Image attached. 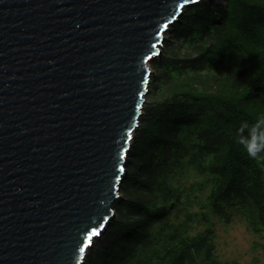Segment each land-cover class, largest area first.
I'll return each mask as SVG.
<instances>
[{"label":"water","instance_id":"95a60500","mask_svg":"<svg viewBox=\"0 0 264 264\" xmlns=\"http://www.w3.org/2000/svg\"><path fill=\"white\" fill-rule=\"evenodd\" d=\"M205 1L0 0V264H86L123 199L150 65Z\"/></svg>","mask_w":264,"mask_h":264},{"label":"trees","instance_id":"16d2710c","mask_svg":"<svg viewBox=\"0 0 264 264\" xmlns=\"http://www.w3.org/2000/svg\"><path fill=\"white\" fill-rule=\"evenodd\" d=\"M228 1V7L207 0L189 8L166 35L163 56L152 63L158 74L134 138L123 199L86 264H226L217 258L212 231L190 237L185 225L171 223L185 199L174 180L189 170L211 185L214 215L228 221L238 212L254 233L264 232V33L257 46L232 44L238 30L230 21L234 2L263 25L264 0ZM186 73L195 92L226 88L234 99L221 102L232 113L210 97L201 110L194 95L155 97L161 84ZM207 187L197 184L193 192Z\"/></svg>","mask_w":264,"mask_h":264},{"label":"rangeland","instance_id":"374dc122","mask_svg":"<svg viewBox=\"0 0 264 264\" xmlns=\"http://www.w3.org/2000/svg\"><path fill=\"white\" fill-rule=\"evenodd\" d=\"M212 1L226 7H228L231 2L228 0ZM237 4L234 2L231 3L230 21L238 30L231 43L257 46L258 33H260V35L261 33H264V22L262 25L258 23L256 18L249 17V15L241 9L239 4ZM166 38L168 37L166 36ZM163 50L164 49L162 48V51ZM150 69L153 72L151 81L152 84H154V78L158 73L152 64L150 65ZM191 77L192 74L188 73L182 77L175 74L172 82L160 85V89L159 91H156L155 97L165 98L176 94L194 95L197 101L195 107H200V110L208 106L204 99L210 97L212 99V105L218 104L222 110L226 111V113H232V105L223 106L221 102L226 99H234L226 88H222L221 91L218 86L211 85L195 92L194 89L196 88H194ZM148 101H153V98H150ZM148 103L149 102L146 104ZM197 184H205L207 187V178L199 175L193 170H189L187 174L174 180V185L185 191V199L184 204L174 213L171 223L175 226L185 225L186 235L190 237H196L207 231H212L217 258L223 263L264 264V232L259 234L254 233L249 228L246 219L238 212H233L228 221L214 215L211 212L209 203L211 185L203 191L194 193L193 188ZM121 195L122 197L124 196L123 191L121 192ZM206 217L208 221L204 222Z\"/></svg>","mask_w":264,"mask_h":264},{"label":"snow or ice","instance_id":"6c2138e0","mask_svg":"<svg viewBox=\"0 0 264 264\" xmlns=\"http://www.w3.org/2000/svg\"><path fill=\"white\" fill-rule=\"evenodd\" d=\"M192 2H193V3H197L198 0H192ZM181 7H183V5H182ZM164 27H165V28H168L169 25H164ZM152 47L155 48L156 45L154 44ZM159 55H162V53H157V54H154L153 56H149V57H148V60H149V61H153V60L156 58V56H159ZM131 135H132V134L129 133V136H131ZM121 158L123 159L124 157H121ZM119 171H120V172H126V169H125L124 167H121V168L119 169ZM101 235H102V231H101L99 228H94V229L91 231V233L88 235V237H87V241H86L85 247L80 249L81 253H84V252H85V249H86L87 247H89V246L92 245L93 240H94L95 238L100 237Z\"/></svg>","mask_w":264,"mask_h":264},{"label":"bare ground","instance_id":"6f19581e","mask_svg":"<svg viewBox=\"0 0 264 264\" xmlns=\"http://www.w3.org/2000/svg\"><path fill=\"white\" fill-rule=\"evenodd\" d=\"M261 36V35H260ZM256 37V36H255ZM142 137V136H141ZM241 150V149H240Z\"/></svg>","mask_w":264,"mask_h":264}]
</instances>
